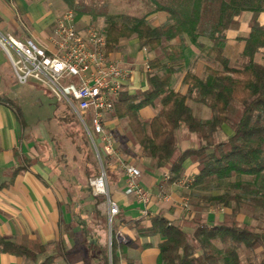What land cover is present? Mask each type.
Here are the masks:
<instances>
[{
    "label": "trees",
    "instance_id": "1",
    "mask_svg": "<svg viewBox=\"0 0 264 264\" xmlns=\"http://www.w3.org/2000/svg\"><path fill=\"white\" fill-rule=\"evenodd\" d=\"M64 1L76 13V19L85 14L92 15L94 20L105 19L101 30L107 36L109 53L115 52L122 40L132 38L138 39L141 48L154 53L148 61V87L134 93L124 88L115 104L112 115L126 122L127 133L125 144L116 141L118 151L128 155L133 152L131 146H135L138 157L150 158L154 169L166 171L168 184L183 181L185 162L192 160L198 164L199 172L187 185L189 194L215 207L229 209L219 221L202 214L192 216L189 231L180 220L169 219L164 212L129 219L120 208L112 221L108 246L106 237L94 231L99 228L103 232L108 220V214L100 209L107 196L94 194L90 185V179L102 172L94 145L71 106L55 98L44 86L45 93L56 99L51 118L56 119L65 138L81 156V173H77L70 169L63 151L66 142L51 130V118L45 119L49 127L43 129L47 133L44 139L47 138L54 153L53 171L62 186L68 188L72 222L81 227L76 235L78 240L88 242L89 252L97 251L99 264H122L129 246L143 251L152 243L142 242V238L156 236L162 238L157 264H264V226L239 220L248 207L253 208L257 219L264 220V25L259 22L264 0H145L150 11L135 14L115 13L107 6L96 8L85 1ZM156 12L166 17L161 24L153 25L149 17ZM245 13L250 14V32L238 36L245 47L242 62L236 66L225 53L227 33L239 27L240 16ZM187 39L199 51L192 67L205 60V73L199 76L186 70L183 83L188 88L184 93L174 89L173 79L184 72ZM29 83L43 86L35 81ZM190 102L209 108L211 117L198 115ZM0 104L12 107L25 129L32 127L20 94L0 96ZM235 106L238 113L233 117ZM145 107L154 108L156 114L144 119L141 110ZM45 120L36 121V125L41 127ZM85 120L89 121V115ZM225 125L231 127L232 133L219 139L217 133ZM182 127L199 138L197 146L180 148L178 131ZM26 161L33 164L39 159ZM111 161L103 160L109 185L121 180V171L112 169ZM23 169L25 166H18L13 174ZM213 190L221 193L204 194ZM88 199L93 204L91 218L84 210ZM75 205H79L78 212L73 210ZM91 219L96 222L90 223ZM128 222L137 228L129 246L118 238L119 225ZM245 249L250 252L261 249V256L244 262L241 251ZM0 252L16 255L31 264H53L58 256L50 253L48 245L40 239L28 235L16 239L0 237Z\"/></svg>",
    "mask_w": 264,
    "mask_h": 264
},
{
    "label": "crops",
    "instance_id": "2",
    "mask_svg": "<svg viewBox=\"0 0 264 264\" xmlns=\"http://www.w3.org/2000/svg\"><path fill=\"white\" fill-rule=\"evenodd\" d=\"M66 9L68 10L69 7L64 0H0V31L21 39H24L26 34H30L36 36L39 43L46 45L54 33L58 18ZM154 14L166 17V14L162 12L152 15ZM92 20L94 18L89 14L78 17L79 29L85 30L88 26L94 25ZM249 20L250 14L241 15L239 27L228 31L225 53L226 49L242 52L241 49L245 42L239 40L238 36L247 35L250 32ZM259 22L264 25V12L260 14ZM124 45L129 53L119 50ZM136 46H140L138 39H129L128 41L124 39L117 50L110 53L114 60L120 62L124 67L126 65L130 67L133 75L125 87L130 93H133L134 89L140 85L141 89L148 87L147 78L140 76L139 69L148 60L149 53L140 47V50L136 49ZM15 78L8 56L0 46V96H6V92H10L14 96L16 93L20 94L16 88ZM173 87L184 93L188 88L183 83V77L181 79L175 77ZM155 114L156 110L152 107H145L141 110L144 119H150ZM28 120L33 128L25 129L18 121L14 109L9 105L0 104V237L16 239L28 235L31 238H38L48 245L50 253L58 254L53 264H81L72 263L67 259L68 251L77 250L76 245L79 240L76 235L80 231H73V227H70L71 229L65 227L72 222V205L69 200L68 188L62 186L60 181L59 185H54L52 182V179L55 178L54 175L56 179L58 175L52 167L51 157L54 153L51 152L47 138L44 139V136L47 137V133L43 129H46L47 123H41L40 127L36 125V121L45 119L31 120L28 118ZM107 123L109 128L116 132L121 133L122 126L124 129L126 128V122L121 123L118 119ZM181 133L186 137L182 140V149L198 145L199 140L196 141L195 134H191L184 127L179 130L178 135L180 136ZM118 142L124 143L123 140ZM134 148L136 147L134 146ZM27 159H39V161L29 164ZM141 159L147 161L146 164L142 163L144 171L146 170L147 173L143 172L141 183L147 190L155 193L148 206L149 212L152 215L164 212L166 217L180 220L186 229L191 231L192 226L185 208V197L181 192L183 187L180 183H166L162 178L164 170L154 169L150 158L141 157ZM18 166H25V169L17 175L13 174L14 169ZM184 166L186 167L184 173L186 178H194L199 172L198 164L190 159L185 162ZM110 186L113 199L119 203L121 210H125L129 219L144 216L142 210L145 206L127 190L122 174L121 180ZM160 187H162L161 191ZM160 194L169 195L170 199L159 200ZM74 209L78 212L79 205L73 206ZM100 209L103 208L100 207ZM107 210L108 207L102 212L106 214ZM204 217L219 221L223 219L224 212H211L205 214ZM136 233L137 228L129 222L119 225L118 238L125 241L128 246L130 239ZM161 240L162 238L159 236L142 238V242H151L152 245L143 251L129 246L126 256L122 258V264H130L132 261L133 264H157L160 252L158 244ZM82 249L87 251L86 254L89 256L93 255L92 260L97 259L96 250V254L93 251L89 252L86 245ZM0 264H26V260L10 253L0 252Z\"/></svg>",
    "mask_w": 264,
    "mask_h": 264
},
{
    "label": "built area",
    "instance_id": "3",
    "mask_svg": "<svg viewBox=\"0 0 264 264\" xmlns=\"http://www.w3.org/2000/svg\"><path fill=\"white\" fill-rule=\"evenodd\" d=\"M0 46L8 56L19 84L35 81L45 86L55 98L65 100L80 118L102 166L101 174L91 179V185L95 194L107 196L110 225L119 214L120 205L110 196L104 155L112 160L111 164L116 160L127 190L145 206L142 213L148 214L153 196L141 183V170L121 158L114 133L106 122V115L113 112L133 73L111 57L105 32L94 26L80 30L75 12L69 9L58 18L46 45L0 31ZM86 115H89V121L85 120ZM158 199L166 201L170 196L160 194Z\"/></svg>",
    "mask_w": 264,
    "mask_h": 264
},
{
    "label": "rangeland",
    "instance_id": "4",
    "mask_svg": "<svg viewBox=\"0 0 264 264\" xmlns=\"http://www.w3.org/2000/svg\"><path fill=\"white\" fill-rule=\"evenodd\" d=\"M81 2H86L87 5H95L96 8L98 7H108V9L112 12L115 13H120V12H127V13H146L148 11H150V8L147 7L144 3L145 0H78ZM69 10V9H68ZM67 11L64 10L62 12L65 13ZM61 14V15H62ZM164 16V15H163ZM163 16L161 14L157 15L154 14L152 16L149 17L150 22L153 25L156 24H161L164 20L165 17L163 18ZM94 26L98 29H103L105 26V19L103 17L97 18L96 20H92ZM24 38H32L35 41L39 42V39L36 36H32L30 34H26ZM132 39H137V38H132ZM131 39V40H132ZM126 40V39H125ZM129 39H127L128 41ZM187 43H188V48L185 50V57H184V72L180 73L179 75H176V78L181 79L182 77L184 78L185 72L186 70H193L194 73H196L199 76L204 75L205 73V60H200L198 61L197 67H192V63L194 62L196 55L199 53V51L190 43L189 39H187ZM41 44V43H40ZM43 45V44H41ZM121 46L120 47V51H122L123 53H129L127 52V47ZM140 46H136V49H139ZM245 47V43L243 44V48L241 49V51H243ZM141 49V47H140ZM139 49V50H140ZM144 49L148 54V60H146L140 67V76H142V78H147L148 77V72H149V68H147V64L148 61L150 60V58H152L154 56L153 52H149L146 48H142ZM226 54L228 55V57L231 59L232 64L239 66L240 63L242 62V58H241V53H239L237 50H232L230 51V49H226ZM259 59H262V56H259ZM133 63V62H132ZM126 68L130 69V67H128L126 65ZM131 70V69H130ZM140 84V81H139ZM16 88L18 89V91L21 94V98H22V104L24 105V110L26 113V116H28L29 119L33 120V119H37V118H42V119H47V118H51L55 112H54V104L56 99L55 98H50V96L45 93V89L44 86H37L35 83H28V84H16ZM142 88V86L140 85L138 88L134 89V92H137L138 90H140ZM5 90H7V88H4ZM25 90V91H23ZM133 92V93H134ZM47 94V95H46ZM6 95H11L10 92H6ZM194 107H195V111L198 115L202 116L203 118L209 119L211 117V110L203 105H195L194 102H190ZM63 107V105L61 106V108ZM238 113V109L236 108V106L233 109V117H235V115ZM113 112L109 113L108 116H106V122L112 121L114 119H116L115 116L112 115ZM117 120V119H116ZM45 122L47 123L45 125V127L48 129L49 124L48 122L45 120ZM120 122L122 123L123 121L120 120ZM51 130L53 131V133L56 134L57 138H60L61 141H65V145L63 148V151L66 152V156H67V161L70 162V169L73 168L74 172L79 171V173H81V168H82V162H81V156L76 152V150L73 148L71 142L69 141V139L65 138L62 129L59 127L56 119L51 118ZM125 126V125H124ZM123 130H121L122 132H116V130H112L114 133V136L116 137L115 140L116 141H122L124 139L123 136H126V131L124 129V127L122 126ZM179 132V131H178ZM120 133V134H119ZM232 133V129L229 125H225L218 133L217 136L219 139H225L227 138L230 134ZM55 136V137H56ZM179 138V145L180 148L183 147V139H185V134L181 133L180 136L178 135ZM182 138V139H181ZM181 139V141H180ZM199 140V138L197 137L196 141ZM132 148V153L128 154V155H122V159L127 161V163H131L133 165H135L136 167H138L141 170V174L143 175V172L147 173V171H144V167L142 165V163L144 162L146 164L147 161H142V159L140 157L137 156L136 154V148H134V146H131ZM98 158V157H97ZM103 160L106 162L107 158L103 157ZM109 160H111L109 158ZM100 162V161H99ZM101 164V163H100ZM116 160H114L113 164H111V162L109 163V165L111 166L112 169L117 168L118 170L121 171V169L118 167V165H116ZM113 165V167H112ZM63 165H61L60 167H62ZM102 169V166H101ZM72 170V169H71ZM186 170V167H185ZM166 171H164L163 173L165 174ZM185 173V172H184ZM167 174V173H166ZM166 174L162 177L163 180L167 182L166 179ZM54 179H52V182L54 185H59V179H56V176L54 175ZM95 177H92L91 179H93ZM245 178H250L249 176H245ZM91 179H90V185H91ZM189 179L191 178H186L183 177V183L182 182H177L180 183V185L183 187L182 189V194L184 195V199H185V208L188 212V220H191L192 216H195L196 214H208L211 212L214 213H219V212H227L229 211V209L224 208V207H215L212 204H209L208 202H205L204 199H199V198H194L191 196V194H189V188L187 187V182L189 181ZM69 186V185H68ZM92 186V185H91ZM150 191V190H149ZM73 192V191H72ZM151 192V191H150ZM221 190H213L211 192H206L204 194L206 195H213V194H220ZM95 194V193H94ZM132 194V193H131ZM133 195V194H132ZM152 196H155L154 192H151ZM110 196L112 197V191H111V186H110ZM134 196V195H133ZM135 197V196H134ZM137 199V197H135ZM91 199L86 200L85 203V207L84 210L86 212V214L88 216H93L91 214V210L93 209V204L90 201ZM115 200V199H114ZM138 201V200H137ZM69 202V201H68ZM69 207V204H68ZM101 208H103L102 210H105L106 207H108V202H105L103 204L100 205ZM221 210V211H220ZM255 211H253V208H245L244 209V213L242 215H240L239 220H245L247 222H251L253 225H257V226H264V220L262 218H256ZM107 214V212H106ZM197 217V216H196ZM93 222H96L95 219H91V222L93 224ZM71 222L70 224H68L66 227V229H71L70 226H74L73 227V231L74 230H79L81 231V227L79 225H74L76 223ZM89 223V224H90ZM72 224V225H71ZM100 227V226H98ZM99 229V228H98ZM94 229V231H96L99 234H102L106 237L108 246H111V225L109 223V219L106 221L105 224V230L99 231V230ZM64 230V229H63ZM84 245H88V242H84V240L82 241H78L77 245H76V251L74 250L73 252H69L67 253L68 256V261L72 262V263H81V264H99L97 262V259L92 260L90 258V256L88 254H86L85 251H83L82 247ZM82 249V250H81ZM79 250V251H78ZM201 252V251H200ZM261 249L254 251V252H250L245 250L241 251V257L243 259V261H247L249 259H257L259 258ZM26 264H31L29 261H26Z\"/></svg>",
    "mask_w": 264,
    "mask_h": 264
}]
</instances>
